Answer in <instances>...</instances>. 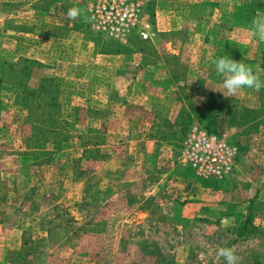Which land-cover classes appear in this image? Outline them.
Returning a JSON list of instances; mask_svg holds the SVG:
<instances>
[{"label": "rangeland", "instance_id": "1", "mask_svg": "<svg viewBox=\"0 0 264 264\" xmlns=\"http://www.w3.org/2000/svg\"><path fill=\"white\" fill-rule=\"evenodd\" d=\"M91 2L0 0V61L27 59L34 84L58 78L61 113L72 123L52 162L34 166L22 149L31 130L26 112L12 104V90L0 91V264L17 259L23 234L44 236L40 221L63 212L78 230L49 245L43 264H226L220 248H232L240 264H264V122L249 129L220 118L218 132L239 147L222 182L178 161V113L188 110L196 81L224 96L216 58L243 60L264 81V42L251 30L264 0H144L157 35L143 52L96 32ZM70 8L81 16L69 19ZM116 46L132 51H105ZM226 98L264 121V88ZM87 136L103 141L90 154L83 153ZM250 205L261 234L238 240Z\"/></svg>", "mask_w": 264, "mask_h": 264}, {"label": "trees", "instance_id": "2", "mask_svg": "<svg viewBox=\"0 0 264 264\" xmlns=\"http://www.w3.org/2000/svg\"><path fill=\"white\" fill-rule=\"evenodd\" d=\"M4 6L7 5L4 4ZM148 42L150 41H141L135 36L129 40L130 44L136 45V50L139 52L144 51V44ZM128 50H131L130 47L116 46L113 49L109 47L105 51L113 54H128ZM32 74V67L27 59L20 58L15 62L0 61V91L5 87L12 90V104L26 112L24 119L31 127L30 134L22 139V149L33 153L31 155L34 159V166H44L49 165L64 144L68 142L72 123L63 118L61 113V88L58 78L44 77L34 84L32 83ZM173 75L175 76V74ZM176 77L178 78V76ZM202 85L203 82L196 81L195 95L191 96L193 100H189L186 106L188 110L181 107L178 113V120L182 125L181 131L184 132L181 140L188 133L193 121L200 124L210 134L218 132L221 117H225L230 125L249 129H257L264 122L259 117L258 110L236 106L232 99L226 98L218 92L206 91ZM198 97L203 98L201 105H198L194 100ZM185 99L189 98L186 96ZM95 139V137L92 139L88 136L82 138L83 153H92L88 151L89 146L98 149L102 145V140L95 141L93 144L90 142ZM86 159L90 158L86 157ZM203 180L220 182L213 179ZM63 213L50 214L48 220L40 221L39 225L44 236L33 239L32 237L25 238V234H23L22 249L14 253L17 259L13 264H34L35 262L43 264V259L49 251V245H63L64 239L74 236L78 230L73 227L76 219L73 217L66 219ZM258 234H261V231L254 225L253 208L250 205L244 220L235 230L236 239L245 240Z\"/></svg>", "mask_w": 264, "mask_h": 264}, {"label": "built area", "instance_id": "3", "mask_svg": "<svg viewBox=\"0 0 264 264\" xmlns=\"http://www.w3.org/2000/svg\"><path fill=\"white\" fill-rule=\"evenodd\" d=\"M144 0H92L88 20L99 34L123 45L135 36L153 41V24L144 18ZM239 147L226 132L208 133L192 126L181 142L178 161L201 179L222 181L235 169Z\"/></svg>", "mask_w": 264, "mask_h": 264}, {"label": "clouds", "instance_id": "4", "mask_svg": "<svg viewBox=\"0 0 264 264\" xmlns=\"http://www.w3.org/2000/svg\"><path fill=\"white\" fill-rule=\"evenodd\" d=\"M68 18L76 19L81 16V11L76 8L68 10ZM253 35L259 41L264 42V14L257 13L251 20ZM216 73L223 77V90L225 97H235L241 89L249 88L260 91L264 88L261 80V72L246 64L243 60L236 61L228 56H221L213 61ZM218 254L222 256L226 264H240V257L232 248H220Z\"/></svg>", "mask_w": 264, "mask_h": 264}]
</instances>
